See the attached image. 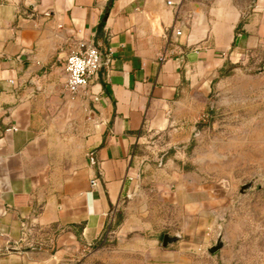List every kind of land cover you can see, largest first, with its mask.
Masks as SVG:
<instances>
[{"label":"crops","instance_id":"1","mask_svg":"<svg viewBox=\"0 0 264 264\" xmlns=\"http://www.w3.org/2000/svg\"><path fill=\"white\" fill-rule=\"evenodd\" d=\"M33 3L0 0V264H96L97 243L137 187L136 149L148 135L194 129L228 77L260 100L254 126L264 132V0ZM73 40L112 55L70 99ZM72 124L73 154L60 142ZM160 256L123 246L114 262L161 264Z\"/></svg>","mask_w":264,"mask_h":264},{"label":"rangeland","instance_id":"2","mask_svg":"<svg viewBox=\"0 0 264 264\" xmlns=\"http://www.w3.org/2000/svg\"><path fill=\"white\" fill-rule=\"evenodd\" d=\"M240 84L238 77L219 81L208 100L213 112L205 110L194 129H168L137 146V187L97 243L96 264H115L118 248L144 245L160 251L161 264H264V132L254 126L262 111ZM78 133L75 124L60 133L64 152L77 151ZM164 234L181 238L162 248ZM218 234L223 246L209 254Z\"/></svg>","mask_w":264,"mask_h":264},{"label":"built area","instance_id":"3","mask_svg":"<svg viewBox=\"0 0 264 264\" xmlns=\"http://www.w3.org/2000/svg\"><path fill=\"white\" fill-rule=\"evenodd\" d=\"M167 4H171L167 2ZM176 36H180V31H176ZM112 49L100 50L99 47L93 45L86 40H73L69 43V52L64 63L65 91L70 99L84 94L90 81L97 75L99 70L110 63ZM164 61V57L160 58ZM15 128L7 131H14ZM96 180L90 181V185L94 186Z\"/></svg>","mask_w":264,"mask_h":264},{"label":"water","instance_id":"4","mask_svg":"<svg viewBox=\"0 0 264 264\" xmlns=\"http://www.w3.org/2000/svg\"><path fill=\"white\" fill-rule=\"evenodd\" d=\"M35 3L30 4L28 7L30 9H32L34 7ZM249 188V185H245L242 187V190H246ZM180 236L179 235H173L171 236L170 234H164L161 240V247L162 248H166L170 245H173L174 243L178 242L180 240ZM223 246V241H222V235L218 234L216 242L214 245H212L211 247L207 248L206 251L209 254H216ZM14 252L17 251L15 249H9V252Z\"/></svg>","mask_w":264,"mask_h":264},{"label":"trees","instance_id":"5","mask_svg":"<svg viewBox=\"0 0 264 264\" xmlns=\"http://www.w3.org/2000/svg\"><path fill=\"white\" fill-rule=\"evenodd\" d=\"M238 26H239V24H238ZM238 28V27H237ZM237 28H236V30H237ZM225 75H228V74H225Z\"/></svg>","mask_w":264,"mask_h":264}]
</instances>
